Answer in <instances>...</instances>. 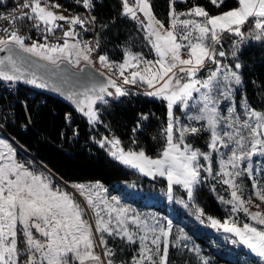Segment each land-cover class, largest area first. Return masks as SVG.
Segmentation results:
<instances>
[{
  "label": "snow or ice",
  "instance_id": "snow-or-ice-1",
  "mask_svg": "<svg viewBox=\"0 0 264 264\" xmlns=\"http://www.w3.org/2000/svg\"><path fill=\"white\" fill-rule=\"evenodd\" d=\"M73 2L83 8L84 13L65 16L51 10L61 7L59 4L50 5L48 0H24L17 2L11 11L0 14V21L7 22V26H0V52H7L6 56H0V82L9 89L17 82L51 89L70 101L93 124L101 122L97 102L108 104L106 97L127 96L128 91L123 85L145 83L149 89L145 95L166 101L167 125L163 129L165 144L162 150L155 158L147 156L142 149L125 151L118 138L107 136L99 141L101 146L107 144L111 157L126 166L150 176L167 177L169 198H172L173 185H178L185 190L189 201H195L199 188L213 174L212 152L228 148L230 155L221 160L220 170L212 178H219L220 183L231 188V199L223 201L221 198L222 202L231 205L230 212L242 211L256 223L245 222L239 227L231 216L224 223L209 219L213 227L234 232L240 242L264 258V212H250L246 205L251 203L252 197L245 200L242 182L237 183V178L247 175L251 180L252 195L264 202V178L259 175V167L254 175L253 165L254 156L264 157V110H256L247 100L242 71L245 64L240 59L243 48L251 41L264 45V0H236L237 7L217 15H210L201 5H194L186 13H175L172 5L177 0H170L168 29L153 14L149 0H135L134 6L129 5V0H121V16L131 18L146 30L157 59L146 60L141 53L128 50L123 62L117 64L109 61L107 55H99L98 60L105 67L119 69L123 84H117L111 76L106 80L90 76L82 90L65 88L35 71L30 72L26 65L31 62L23 55L39 57L57 69L65 61L74 64H79L81 59L92 62L90 54L99 49L101 43L99 33H96L93 46L92 41L80 38L76 26L84 32H95L97 27L106 29L107 24L98 25L97 17L92 15L96 3L102 0ZM179 2L186 3L187 0ZM223 2L210 0L217 8ZM4 3L5 0H0V5ZM138 12L145 19H140ZM181 15L200 19L178 20ZM60 21L69 25L63 32V43L59 42V37L57 43H49L47 34L63 28ZM111 23H115V19ZM178 26L182 32L176 31ZM30 28L46 33L43 35L45 42L25 43L29 37L21 32ZM225 33L231 39L229 52L224 49ZM229 56L233 60L231 64L226 62ZM208 64L214 68L208 69ZM129 68L140 70L125 75ZM202 70L207 71V76L198 78ZM252 83L256 84L255 81ZM237 90L242 111L237 110ZM193 99L200 101V105L190 104ZM224 102L228 104L222 109ZM22 103L27 108V102ZM176 105L186 110L185 118L190 123H182L180 117L174 115ZM193 110L195 114H191ZM66 119H70V114H66ZM148 119V115L142 114L132 131L141 130ZM191 122L202 123L196 126ZM225 128L229 130H223ZM174 129L178 133L175 139ZM202 131L210 133L208 147L211 152H203L186 142L189 136ZM132 142L136 143L135 140ZM16 156L12 144L0 138V264H126L123 259L114 260L116 251L108 245L107 237L120 239L127 245L138 244L127 264H169L171 220L167 221L166 227H159V220L155 218L148 224L133 209L121 206L118 197L108 198L103 189L96 191L94 196H87L95 216L94 232L93 225L84 219L85 210L70 193L59 186L54 187L50 176L35 173ZM201 159L207 161V165L202 164ZM202 172L206 175L202 176ZM76 187L83 195L85 185ZM210 190L215 191V184ZM180 203L188 207L184 200ZM200 212L202 214V210ZM184 247L187 248V244ZM97 248L101 251L97 252ZM189 251L198 253L199 249ZM203 264H208L206 258Z\"/></svg>",
  "mask_w": 264,
  "mask_h": 264
},
{
  "label": "trees",
  "instance_id": "trees-1",
  "mask_svg": "<svg viewBox=\"0 0 264 264\" xmlns=\"http://www.w3.org/2000/svg\"><path fill=\"white\" fill-rule=\"evenodd\" d=\"M149 1L157 19L164 25H169L170 0ZM194 5H201L210 14H214L238 4L236 0H224L222 6L217 8L210 0H187L186 3L177 0L172 7L180 10ZM121 11V0H102L101 3H96L93 13L97 17L98 25L107 24L106 29L98 27L101 54L117 62L124 59L128 50L151 57L153 50L144 29L131 18L121 16ZM113 19L115 23H111ZM240 59L245 64L242 71L247 100L256 110H264V45L259 42L250 43L243 48ZM127 91V96L118 99L106 98L108 104L100 103L98 108L101 122L93 124L86 116L78 114L63 101L22 86L21 101L14 105V116L5 120L3 129L67 183L98 180L115 186L136 181L138 188L149 190L152 182L148 177L113 159L106 149L98 144V140L103 136H113L121 141L124 148L139 151L142 149L149 156L155 157L162 150L165 144L163 129L167 125L166 101L149 97L132 88ZM29 92H33L34 96L28 97ZM23 101L27 102V108ZM66 114H70V119H66ZM142 114L148 115L149 119L143 122L141 130L134 133L132 129ZM206 136L205 132H201L190 139L197 147L206 150ZM133 140L136 143H133ZM211 188L204 183L191 204L206 215L221 218L226 213L218 200L223 190L219 184H216L215 191H211ZM152 206L159 211L164 210V204L153 203ZM183 215L187 217V229L195 244L207 249L211 245V234L196 226L188 213ZM110 242L116 248L115 258L130 261L133 255L130 245L120 239ZM217 255L224 263L233 260L225 254ZM253 260L255 258L252 256L248 259L249 262ZM169 261V264H189L194 263L195 258L187 248L171 246Z\"/></svg>",
  "mask_w": 264,
  "mask_h": 264
},
{
  "label": "rangeland",
  "instance_id": "rangeland-1",
  "mask_svg": "<svg viewBox=\"0 0 264 264\" xmlns=\"http://www.w3.org/2000/svg\"><path fill=\"white\" fill-rule=\"evenodd\" d=\"M150 2V1H149ZM135 0H129V5L134 6ZM238 6V5H237ZM235 6V7H237ZM193 7V6H192ZM192 7H187L186 9H180V10H175V13H186L188 9H191ZM234 8V7H233ZM231 9V8H230ZM227 10H223L218 13L210 14V15H217L220 13H223ZM54 12H57L58 14H63L66 16L65 11H59V10H52ZM153 11V10H152ZM154 14V13H153ZM137 15L140 17V19H145L142 13H137ZM155 15V14H154ZM156 17V16H155ZM157 18V17H156ZM200 19L196 17H191V16H184L181 15L178 17V20H183V19ZM159 20V19H158ZM160 21V20H159ZM164 25V24H163ZM170 27V22L169 25H164L165 29H168ZM145 35H146V30ZM177 32H182L183 30L178 26L176 29ZM247 31V29H245ZM147 37V36H146ZM149 44L150 41L148 40ZM255 42L251 41L250 43ZM231 43V39L228 37V35L225 33L224 34V49L226 52L230 51L229 45ZM249 43V44H250ZM151 46V44H150ZM153 50V49H152ZM184 50H182V55H183ZM134 53V52H132ZM125 58V57H124ZM146 60H152L154 61L157 59V55L155 51L153 50V55L151 57H145ZM186 58V56H185ZM124 60V59H123ZM117 62V61H112L121 63L123 62ZM111 61V60H109ZM89 63V61H85L83 59L80 60L79 64H74L71 63L74 66H80L82 63ZM227 63L231 64L233 63L232 58L229 56L226 60ZM93 66H95L97 69L105 73L108 77L111 76L113 79L116 80L117 84H123V77L119 75V69L118 68H107L100 62H91ZM143 65H141V68ZM208 69L214 68V65L208 64L207 65ZM133 70H140V69H133L129 68L125 71V75H129L131 71ZM207 76V71L202 70L198 73V78H205ZM125 89L129 90V88H132L136 91H139L141 93H145L148 91V86L145 83H140L138 82L137 84H127L123 85ZM114 90V89H113ZM115 91V90H114ZM194 96H198V94H194ZM156 98V97H155ZM190 104L193 105H200V101L193 99L190 101ZM228 102H224L221 104V108L224 109L227 107ZM240 104H241V98H240V92L237 90L236 92V105H237V110L242 111L240 109ZM99 109V108H98ZM174 115L177 117H180L182 123H190L189 121L186 120V110H184L181 106L176 105L173 108ZM191 114H195L194 110ZM226 114V113H225ZM243 119V116L241 117ZM195 123L196 126H199V123L202 122H191ZM223 130H229L227 128ZM5 131V130H4ZM203 132V131H202ZM206 133V144L207 148L206 150H203L199 147H197L193 142H191V137L194 136H189L186 140L187 143L192 144L194 148H198L203 152H211L212 150L210 147H208L209 141H210V133ZM178 135V133L175 132L174 129V139ZM105 137V136H103ZM102 137V138H103ZM109 139H111L113 136H107ZM0 138H4L7 141H9L12 146L16 149L17 153V160L21 163H24L30 170L34 171L37 174L43 173L45 176H50L52 179L53 186H59L63 191H66L70 193L75 201L79 203L81 208L85 210V216L84 219L88 220L89 223L93 225V231L95 232V216L93 214V209L88 205L87 203V196L88 195H95L96 191L98 190H103L106 189V192L104 193L108 198H111L112 196H116L119 199L120 205L129 207L130 209H133L135 213H138L140 215V218L142 220H145L148 224H151L153 222V218L159 220V227H166L167 221L171 220L172 221V233L168 237L169 240V251L171 246H183L187 244V251L191 252L192 256L195 258L194 263H189V264H203L204 258L208 260V264H264V258L258 256L256 253L252 252L246 245H244L242 242H240V238L234 233V232H227L223 228H218V227H213L211 219H217L221 223H224L225 221L229 220V217H232L233 221L237 222V225L239 227L243 226V223L248 222L255 224V221H251V218L246 216L242 211L237 212L235 214H232L230 212L231 205L222 202L221 198H223V201H227L231 199L230 192L231 188L228 185H224L219 182V178L217 180H213V176L216 175L217 172L220 170V162L222 159H226L228 155H230V151L228 148H221L220 152H212L213 160H212V168H213V174L212 176H209L208 181L205 182L207 185L211 186L213 184H216L220 186V188L223 190V192L220 193L219 195V202L223 205L225 208L226 213L224 214L223 217L218 218L214 217L211 215H206L205 213L200 212V209H196L192 204L191 201L187 200L185 190H183L180 186L178 185H173L172 191H171V199L169 198V187H168V181L167 177H161L159 174H156L155 176H150L145 174L144 172L139 171L136 168L130 167L138 172H140L142 175L148 177L151 180V186L149 190H145L142 187L138 188V184L136 181H131L130 183H123V184H117L115 186L111 185H106L101 181L98 180H91V181H80V182H70V183H63L59 179H57L51 172H49L47 169H45L43 166H41L37 161H35L33 158L29 157L27 154H25L18 146H16L9 138L8 136L3 132L2 129H0ZM101 138V139H102ZM98 144L101 146V144ZM227 139V138H225ZM125 151L128 150H133V149H127L124 148L122 145H120ZM106 151L110 154L109 151V146L106 144L103 146ZM231 147V145H230ZM134 151H139V150H134ZM21 152V153H20ZM149 156V155H147ZM153 157L154 156H149ZM201 163L207 165V161H204L201 159ZM124 165V164H123ZM253 165H254V175L256 173V168H261V171L259 175L264 178V157H253ZM126 166V165H125ZM129 167V166H127ZM230 170V169H229ZM201 175H206V173L202 172ZM243 185V198L245 200L248 199L249 196H251V203L247 204L246 206L249 207L250 212H264V202H261L257 197L252 195L251 192V180L247 177V175H244L243 177L237 178V183H241ZM264 182V180H262ZM83 184L85 185L84 188V194H81V191L76 187L77 185ZM225 192V193H224ZM240 194V193H238ZM142 195V196H141ZM181 200H184L187 204L188 207H185L184 204L180 203ZM164 204V210L159 211L155 209L152 204ZM259 205V207H257ZM188 213L193 220V222L196 224V226H199L201 230L208 231L209 234H211L212 241H211V248L210 246L207 249H203L202 247L198 246L195 244L190 231L187 229L188 225L186 223L187 217H185L183 214ZM199 216V219L197 218ZM181 218V219H180ZM131 227V225H130ZM35 232V230H33ZM141 234H143L141 232ZM151 235V233H150ZM187 237V238H185ZM108 239V245L110 247H113L111 245V240H113L110 237H107ZM233 241H236L233 243ZM131 248H133V254L138 247L137 245H130ZM114 248V247H113ZM163 248V243L161 244V249ZM185 248V247H184ZM192 248H198L199 252H194V251H189V249ZM116 251V248H114ZM97 252H100V248L96 249ZM209 251V252H208ZM240 253V255H238ZM217 254H225L227 257L232 258V262L224 263L220 260L219 256ZM255 258L252 262H249L248 259L250 257ZM103 258V257H102ZM114 260L119 261L117 258L114 257ZM126 262V261H125ZM170 263V261H169ZM127 264V262H126Z\"/></svg>",
  "mask_w": 264,
  "mask_h": 264
},
{
  "label": "built area",
  "instance_id": "built-area-1",
  "mask_svg": "<svg viewBox=\"0 0 264 264\" xmlns=\"http://www.w3.org/2000/svg\"><path fill=\"white\" fill-rule=\"evenodd\" d=\"M23 3L24 0H5V3L3 5H0V14H5L8 11H11L16 3ZM49 4H59L61 7L59 8H52L51 10H59V11H65L66 16H73L77 13H84V9L79 7L76 3L70 2L68 0H48ZM82 3V2H81ZM94 15V13H92ZM60 24L63 25V28H57L54 33L47 34L49 39V43H57V37H59V42L63 43V32L68 30L69 25L64 22L60 21ZM0 26H7L6 21H0ZM76 31L81 33V39L84 41H92L93 46L95 44V41L97 39L96 33H99L98 27L95 29V32L93 31H87L84 32L79 26H76ZM21 34L27 35L29 37L28 40L25 41V43L30 44L33 40H38L40 43H44L43 35L46 33H39L37 29H27L22 30ZM100 39V34H99ZM91 61L92 62H99L98 56L102 55L100 52V47L96 51L92 52L91 54ZM22 86L19 82L15 83V86L12 88H8L3 82H0V129L3 130V132L6 134V132L3 129V124L6 119H12V116H14V105L17 101H21L20 95L22 94ZM34 93L29 92L28 97H33Z\"/></svg>",
  "mask_w": 264,
  "mask_h": 264
},
{
  "label": "water",
  "instance_id": "water-1",
  "mask_svg": "<svg viewBox=\"0 0 264 264\" xmlns=\"http://www.w3.org/2000/svg\"><path fill=\"white\" fill-rule=\"evenodd\" d=\"M6 55H7L6 51L0 52V56H6ZM23 55L31 62L26 65V67L29 69L30 72L35 71L38 75H42V76L49 78L52 83L61 84L65 88H74L76 90H82V87L89 83L90 76H95L96 78L100 80H106L108 78V76L105 73H103L102 71H100L99 69H97L95 66H93L90 63L85 62V63H82L80 66L76 67L72 65L71 63L65 61L63 63H60V66L57 69L54 65H51L50 62L41 60L39 57L32 56L31 54H28V53H24ZM42 65H47V67H43ZM65 81H67V83H65ZM19 83L32 91L59 99L63 101L64 103H66L72 110L76 111L78 114L85 116L84 114L80 113L70 101H68L62 95L56 93L55 91L51 89H40V88L34 87L33 85H30L24 82H19ZM109 90L114 92V90L111 88ZM106 98H112V97H106ZM100 103L101 102H97L96 108H98ZM6 135L25 154H27L29 157L37 161L41 166H43L45 169L51 172L61 182L67 184L64 180H62L55 173H53L49 168H47L43 163L38 161L27 150H25L10 135H8L7 133Z\"/></svg>",
  "mask_w": 264,
  "mask_h": 264
}]
</instances>
